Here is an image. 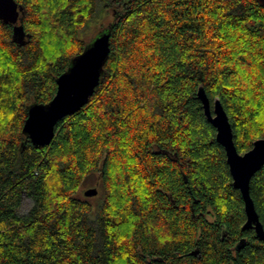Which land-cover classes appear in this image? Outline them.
<instances>
[{
    "label": "trees",
    "instance_id": "16d2710c",
    "mask_svg": "<svg viewBox=\"0 0 264 264\" xmlns=\"http://www.w3.org/2000/svg\"><path fill=\"white\" fill-rule=\"evenodd\" d=\"M14 1L19 42L0 21V264H264L197 98L201 87L220 101L237 153L264 138V6ZM110 13L98 87L49 145H33L28 107L48 105L80 36ZM94 175L92 204L80 189ZM249 192L264 229V166Z\"/></svg>",
    "mask_w": 264,
    "mask_h": 264
},
{
    "label": "water",
    "instance_id": "95a60500",
    "mask_svg": "<svg viewBox=\"0 0 264 264\" xmlns=\"http://www.w3.org/2000/svg\"><path fill=\"white\" fill-rule=\"evenodd\" d=\"M255 1L260 6H264V0ZM21 14H23L22 7L14 0H0V21L13 25L14 37L18 38V42L24 35L22 26L18 24ZM109 40L110 33L102 32L85 47L82 54L72 60L68 70L58 77L56 93L48 105L34 104L28 107L23 134L27 135L33 145L38 147L49 145L54 138L56 124L86 105L99 85L103 64L110 53ZM197 98L201 103L205 119L216 131L214 140L224 149L232 186L241 196L245 214L242 230H252L258 239L264 240V229L249 192L251 177L264 166V138L254 141L248 152L237 153L232 140V129L220 101L214 100L211 104L201 87H198ZM97 194L96 189H88L84 192V196L88 198ZM243 244L244 239L239 242L237 249ZM197 253L196 250L191 254Z\"/></svg>",
    "mask_w": 264,
    "mask_h": 264
},
{
    "label": "rangeland",
    "instance_id": "374dc122",
    "mask_svg": "<svg viewBox=\"0 0 264 264\" xmlns=\"http://www.w3.org/2000/svg\"><path fill=\"white\" fill-rule=\"evenodd\" d=\"M112 20L113 18L110 13L106 18L105 17L98 18L94 23L88 25L89 26L88 30H86V32L80 36L84 40L86 47L93 42L94 38H97L102 32H104V30L108 27V24L111 23ZM97 181H98L97 176L94 175L83 184V186L80 189L82 197L84 196V192L88 189H96L97 191L99 190ZM96 197L97 195L91 198L89 197L92 204L97 202L96 200H98V198ZM22 201H23L22 208L26 210L29 206V203L27 200H22Z\"/></svg>",
    "mask_w": 264,
    "mask_h": 264
}]
</instances>
